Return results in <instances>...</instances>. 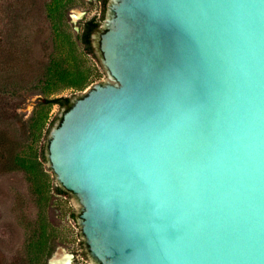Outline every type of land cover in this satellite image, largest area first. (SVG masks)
<instances>
[{"label": "water", "instance_id": "water-1", "mask_svg": "<svg viewBox=\"0 0 264 264\" xmlns=\"http://www.w3.org/2000/svg\"><path fill=\"white\" fill-rule=\"evenodd\" d=\"M106 25L112 82L47 150L95 263L264 264V0H110Z\"/></svg>", "mask_w": 264, "mask_h": 264}, {"label": "trees", "instance_id": "trees-1", "mask_svg": "<svg viewBox=\"0 0 264 264\" xmlns=\"http://www.w3.org/2000/svg\"><path fill=\"white\" fill-rule=\"evenodd\" d=\"M79 1L0 0V180L13 175L27 185L24 191L12 187L9 194L17 217L8 227L26 242L20 264H48L66 242L55 195L69 191L50 185L43 166L47 149L40 143L52 107L68 111L73 105L61 94L82 91L91 82L85 55L95 57L92 36L101 23L93 18L76 34L69 11ZM107 2L102 0L103 15ZM38 95L30 117L21 118L18 110ZM9 249L0 234V264H10Z\"/></svg>", "mask_w": 264, "mask_h": 264}, {"label": "rangeland", "instance_id": "rangeland-1", "mask_svg": "<svg viewBox=\"0 0 264 264\" xmlns=\"http://www.w3.org/2000/svg\"><path fill=\"white\" fill-rule=\"evenodd\" d=\"M109 3L110 0H108L107 2L106 10L103 15L104 7L102 4V0H80L79 2H77L76 7L71 8L69 11V17L71 23L73 24L75 33L79 34L83 25L93 18H95L97 21H100L101 24L99 30H106L108 28V26L106 25V19ZM75 11H80V13H82L83 15L79 21L73 23V17H71V15L73 16ZM99 30L96 33H99ZM95 51V57L91 54L85 55L88 65L92 68L91 82L82 91L74 93L69 90L63 92L61 95L69 96L72 101H75L83 93L94 89L96 85L112 82L109 74L102 65L101 58L98 55L96 48ZM38 97L39 95L30 97L22 105V107L18 110L21 118L27 119L28 117H30L34 106L36 105ZM65 113V108H62L59 105H54L52 107L50 119L43 132L40 146L45 145L46 149L48 150V144L52 135V131L61 123L59 119L63 117ZM43 166L46 173L48 174L49 183L52 188L56 186L61 187L56 175L50 167L49 162H44ZM17 179L18 182H16ZM12 187L21 189L23 191L27 190V185L24 183V181L18 177L14 178L13 175L2 178L0 180V234L4 236L6 242L10 244V249L5 253L10 261V264H20L21 257L26 252V250L24 249L26 242L23 235L21 234L19 236H16L15 238L11 227H8V225H11V223H13L17 217V213L15 212L12 200L9 195ZM55 196L58 198L57 203H59L58 211H56V214L58 221L61 224L60 229L63 230L66 234L65 245L60 247L65 249L72 256L73 264H96L82 232V225L80 223L81 211L79 199L70 193L64 196ZM73 213L78 216L76 219L72 217Z\"/></svg>", "mask_w": 264, "mask_h": 264}, {"label": "bare ground", "instance_id": "bare-ground-1", "mask_svg": "<svg viewBox=\"0 0 264 264\" xmlns=\"http://www.w3.org/2000/svg\"><path fill=\"white\" fill-rule=\"evenodd\" d=\"M82 13L80 11H75L73 14V19L75 21H79L82 18ZM52 264H73L72 263V256L63 248H60L57 250V252L54 254L52 260Z\"/></svg>", "mask_w": 264, "mask_h": 264}]
</instances>
